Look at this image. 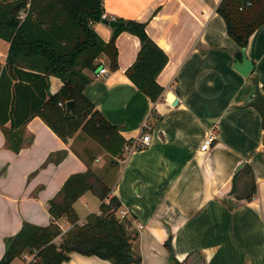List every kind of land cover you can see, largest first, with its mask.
Segmentation results:
<instances>
[{"label":"crops","instance_id":"0c3cea01","mask_svg":"<svg viewBox=\"0 0 264 264\" xmlns=\"http://www.w3.org/2000/svg\"><path fill=\"white\" fill-rule=\"evenodd\" d=\"M220 2L104 0L109 18L146 23L148 35L169 58L157 79L165 91L156 103L126 75L141 49L140 39L129 32L116 39L117 71L103 56L98 63L106 75L86 72L91 81L85 97L125 140L138 138L144 122L151 125L150 146L127 159L125 153L115 167L110 166L114 158L82 130L65 140L46 123L39 112L63 82L25 67L9 68L10 43L0 39L5 44V53L0 50V261L7 239L24 223L53 222L50 201L70 176L90 166L121 201L117 216L138 235L133 250L142 264H170L165 247L170 237L180 262L199 251L205 264H264V130L258 112L247 107L255 84L234 67L245 51L264 92V24L242 50L217 13ZM94 29L105 42L111 40L109 25L99 22ZM210 131L216 140L210 152L202 153ZM242 164L254 171L257 195L252 201L231 195ZM83 201H91L94 209L80 225L100 214L101 201L90 192L75 203L77 213ZM59 225L63 234L72 228L65 220ZM61 240L62 235L55 243ZM30 256L11 264H23ZM62 264L112 262L72 253Z\"/></svg>","mask_w":264,"mask_h":264},{"label":"trees","instance_id":"16d2710c","mask_svg":"<svg viewBox=\"0 0 264 264\" xmlns=\"http://www.w3.org/2000/svg\"><path fill=\"white\" fill-rule=\"evenodd\" d=\"M104 12V0H0V39L10 43L9 68L25 67L54 75L63 82L61 90L45 104L46 112H39L46 123L65 140L82 130L114 158L110 166L115 167L134 140H125L117 127L85 97L84 90L91 81L86 72L99 70L98 60L103 56L109 69L117 71L116 39L122 32H129L140 39L141 49L126 75L156 103L165 91L157 79L169 58L148 35L146 23L117 19L125 26L114 30L108 43L102 40L94 25L103 21ZM217 13L223 18L230 38L245 50L252 35L264 24V0H221ZM242 57L240 53L238 59ZM69 101L74 102L71 115L66 112ZM89 192L101 201L100 214L89 215L87 222L80 225L74 205ZM111 192L90 166L85 172L70 176L50 201L53 222L48 226L24 223L16 236L7 239L0 264H11L34 253L35 261L31 264H62L72 253L97 256L112 264H142L141 255L133 250L138 235L129 229V223L118 218L122 203ZM231 195L246 201L256 197L257 184L250 164L235 175ZM62 220L72 225L64 234L59 225ZM61 235V243L56 244ZM165 247L171 263H206V257L199 251L178 261L171 237Z\"/></svg>","mask_w":264,"mask_h":264},{"label":"water","instance_id":"95a60500","mask_svg":"<svg viewBox=\"0 0 264 264\" xmlns=\"http://www.w3.org/2000/svg\"><path fill=\"white\" fill-rule=\"evenodd\" d=\"M103 24L109 25L113 30L119 29L123 26H125V23L122 21H119L117 19H112V20H103ZM235 69L240 72L243 76L245 77H251V80L255 84V95L252 101H250L247 105V107H253L258 114L261 117V127L264 130V92L260 88V78L259 75H252L254 72V63L250 61L246 55L245 51H243V61L242 62H237L234 65ZM169 100L172 101L173 95L172 93L169 94ZM178 101L173 102L174 105H176ZM74 102L69 101L66 104V112L68 115L72 114ZM263 144H264V137H263ZM244 165H240L237 169V172H239ZM174 264V263H170Z\"/></svg>","mask_w":264,"mask_h":264},{"label":"built area","instance_id":"2783aa9c","mask_svg":"<svg viewBox=\"0 0 264 264\" xmlns=\"http://www.w3.org/2000/svg\"><path fill=\"white\" fill-rule=\"evenodd\" d=\"M247 4L250 5V3H247ZM112 19L114 18H109L105 13H103L102 20H112ZM107 73H108V70L106 68H100L99 70H97L96 74L97 76H103V75H106ZM150 130H151V125L149 124V122L148 121L144 122L141 128L139 137L133 141L132 145H129L125 148V153H126L125 159H127L126 157L128 155H131L133 152L142 150L150 146L151 144ZM215 140H216L215 131H210L208 136L203 141L200 147V151L202 153L210 152L212 144L214 143ZM139 228L141 229L142 226H140ZM34 261H35V253L29 257L27 264H31Z\"/></svg>","mask_w":264,"mask_h":264},{"label":"rangeland","instance_id":"374dc122","mask_svg":"<svg viewBox=\"0 0 264 264\" xmlns=\"http://www.w3.org/2000/svg\"><path fill=\"white\" fill-rule=\"evenodd\" d=\"M0 50H1L2 53H5V44H3L2 42H0ZM88 202L89 203L87 204L86 201L85 202L83 201V202H81V204L79 206L80 212H78L79 213L78 216H79L80 219H84L85 216L94 209V205L92 204V202L91 201H88ZM122 208L123 207H121L120 210ZM118 215H119V213H118ZM21 262H22V260L21 261L19 260L16 263L20 264ZM27 263H28V260L26 259L23 264H27Z\"/></svg>","mask_w":264,"mask_h":264}]
</instances>
